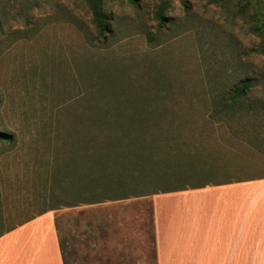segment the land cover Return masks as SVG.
I'll use <instances>...</instances> for the list:
<instances>
[{"label": "rangeland", "instance_id": "374dc122", "mask_svg": "<svg viewBox=\"0 0 264 264\" xmlns=\"http://www.w3.org/2000/svg\"><path fill=\"white\" fill-rule=\"evenodd\" d=\"M103 5L102 36L86 0H0V231L49 210L65 264H154L151 191L264 178V0ZM246 78L255 86L232 103ZM106 115H161L175 152L146 195L65 206L80 202L82 174L72 190L55 173L66 177L63 158L96 142Z\"/></svg>", "mask_w": 264, "mask_h": 264}, {"label": "crops", "instance_id": "0c3cea01", "mask_svg": "<svg viewBox=\"0 0 264 264\" xmlns=\"http://www.w3.org/2000/svg\"><path fill=\"white\" fill-rule=\"evenodd\" d=\"M154 264H264V178L156 194ZM0 264H65L52 211L0 237Z\"/></svg>", "mask_w": 264, "mask_h": 264}, {"label": "trees", "instance_id": "16d2710c", "mask_svg": "<svg viewBox=\"0 0 264 264\" xmlns=\"http://www.w3.org/2000/svg\"><path fill=\"white\" fill-rule=\"evenodd\" d=\"M86 1L92 12L94 21L97 23L99 33L102 36L105 33H111L112 22H109L111 16L107 15V9H105L103 5V0ZM157 15L159 19V28H162L167 24L163 9H161ZM255 32L261 33L264 36V30L261 27H256ZM255 82L254 78H246L243 80L232 90L229 100L235 104L241 99L246 98L255 86ZM161 122V115H106L105 119L99 121L97 127L100 129V133L98 137H96V142L87 135L86 146L82 152L77 153L74 151L63 158V160L65 159L63 164L65 170L63 171H65L66 177L60 178V171L55 173V176L57 175L56 178H59L55 179V182L61 180L62 185H69L73 187L72 190H77V177L79 174H82L80 180L82 183L80 186V202H68L65 203V206L73 207L80 204H100L146 195V192L143 190L141 191L143 188L142 186H144L146 182H150L148 181L149 178L152 177L156 179L160 176L159 169L164 167L168 157L175 152L174 147L167 145L169 142L165 141L163 138V132L159 129L161 127ZM113 124H119L121 126L132 124L134 127L129 128L137 130L138 132L130 133L127 132L126 129L120 134L115 133L113 136L108 135V132L105 133V131L111 129ZM137 124H139V128L136 127ZM85 126L88 128L91 124L87 123ZM153 128H158V132H156L155 135H149L148 132ZM4 140H9V138L0 134V142ZM78 161H81L80 172L77 166ZM200 171L207 173V171L203 169H200ZM226 183L229 182L215 183L214 185ZM210 184V182L201 183L200 181L197 186L191 187V189L203 188ZM109 186H112V188ZM59 190L58 187L52 186L50 195L53 199L57 197L60 192ZM182 190H187V188L175 187L164 191L153 190L150 194L155 195L160 192L166 193ZM54 209L57 208H52L50 210ZM48 211L46 210L39 215ZM3 221L4 214L0 209V223H3ZM15 228L16 227L1 230L0 237ZM61 250L63 260H65L62 244Z\"/></svg>", "mask_w": 264, "mask_h": 264}]
</instances>
